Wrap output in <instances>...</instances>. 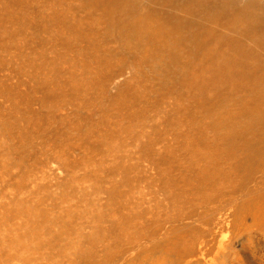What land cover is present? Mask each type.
Masks as SVG:
<instances>
[{
	"label": "bare ground",
	"instance_id": "6f19581e",
	"mask_svg": "<svg viewBox=\"0 0 264 264\" xmlns=\"http://www.w3.org/2000/svg\"><path fill=\"white\" fill-rule=\"evenodd\" d=\"M0 97L8 103H0L7 117L0 134L19 123L13 113L45 122L35 100L51 118L65 98L93 97L98 105L100 118L87 119L100 148L95 163H72L94 182L73 204L86 205L81 217L93 229L83 237L87 250L77 240L69 245L92 264L108 260L111 245L156 235L154 223H180L211 205L232 209L234 223L264 222V4L257 0H0ZM67 201L62 194L53 206ZM37 202L17 209L26 214L18 233L25 232L1 241L0 264L17 259L2 252L22 237L40 251L48 223L60 221L46 208L34 213ZM191 229L155 247L184 253Z\"/></svg>",
	"mask_w": 264,
	"mask_h": 264
},
{
	"label": "rangeland",
	"instance_id": "374dc122",
	"mask_svg": "<svg viewBox=\"0 0 264 264\" xmlns=\"http://www.w3.org/2000/svg\"><path fill=\"white\" fill-rule=\"evenodd\" d=\"M257 1L264 4V0ZM40 36L52 40L51 37L44 34ZM57 50L61 52L62 48H57ZM5 73L10 74V72ZM22 80L25 81L27 79L23 77ZM11 81L14 82L15 78H11ZM21 88L24 87L22 86ZM39 98V95L36 96V99ZM64 100L66 108L56 112L54 118H51L42 106L36 104L38 101L35 100L36 103L32 108L39 116L45 117V122H37L28 116L22 119L21 113H13L19 123L12 127H7L0 134V243L2 240L7 241L9 237L16 238L19 234L21 235L25 232L23 230V232L18 233L19 224L24 223L26 220L24 217L26 214H20L17 211V209L21 211L23 205L27 208L28 204H34L37 200L38 202L41 200L44 204L40 207L37 202L33 207L34 213H39L46 208L50 212L49 214L54 213L56 216L61 214L59 215V222L55 224L52 222L48 223V229L52 231H49L48 235H56L58 237L57 244L52 247L53 243L49 241V236L42 235L40 240L42 245L45 244V246H42L44 249L41 247L40 251L42 252L38 251L36 253L33 249L29 250L27 248L29 241L22 237L18 242L20 246L16 245L2 252V257L11 255L17 258H14L11 264L23 263L19 260L20 258L30 260L31 264H92L91 259L85 258L84 260L79 254L75 255L73 246L69 245L71 241L74 243L77 240L84 247V250H87L88 241L85 238L83 239V237L91 236V229H93L89 218L86 215L83 218L81 217L86 210V205L84 207V203L81 205L77 204L78 207L76 208L73 207V204L76 201V194L82 192V188L90 190L93 185L91 183L94 182H87L89 178L84 176L85 166L74 168L72 163L79 160L84 162V164L89 160L95 163L94 153L100 148L95 146L89 137L90 124L87 119L91 116L100 118V115L98 105L93 97L92 99L76 97L65 98ZM0 103L4 106L8 105L2 97H0ZM49 105L47 104V106ZM2 115H0V124L7 120V117ZM66 115L76 116L80 119V122L76 126L69 125L63 122V116ZM9 120L11 124L13 118L11 117ZM63 162L69 164L67 169L63 168ZM110 165L113 166L112 164ZM95 168L94 165L91 167L90 172L92 174H95ZM74 177L76 179H73ZM149 177L146 174L144 180H149ZM114 178L116 176L111 174L110 180ZM104 186L107 185L105 184ZM144 191L146 193L143 192V195H147L149 189ZM62 194L67 195V203L61 204L60 208L59 206H53L54 200L58 199ZM85 195L87 198L93 199L96 194ZM97 195L95 199L98 201L100 199L99 202L105 200L104 194ZM146 198L149 199V197ZM21 200H26V205ZM146 202L148 203L149 201ZM10 204L16 209L11 207ZM67 210L72 211L71 215ZM91 211L90 214L94 210ZM65 214H68V219L62 217ZM160 218L158 220L163 219ZM250 219L245 218L244 223H234L236 216H234L232 209L225 204L211 205L207 210H201L196 216L180 223L172 225L154 223L152 229L159 228L156 235L150 233L151 238L140 240L134 244H128L124 240L123 245L122 243L111 245L110 258L108 260H100L99 263L97 261V263L264 264V222L261 221L259 222L260 224L252 223ZM40 220L42 219L37 218L36 223L41 222ZM68 222H71L69 223L70 228H63ZM51 227L53 228L51 229ZM187 227L192 229L190 235H188L190 241L185 244L184 253L168 252V247H163L162 245L155 247L164 238L167 237L169 239L173 234L179 233ZM105 243L108 244L109 241H105ZM25 244L28 245L25 246ZM63 246H65V249ZM62 248L64 249L63 255H61L60 250ZM70 249L74 250V252H71ZM76 250L78 249L76 248ZM80 258L82 260H79Z\"/></svg>",
	"mask_w": 264,
	"mask_h": 264
}]
</instances>
